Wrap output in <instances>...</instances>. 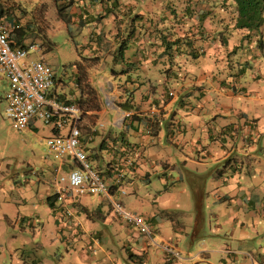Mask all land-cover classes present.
<instances>
[{
    "label": "crops",
    "instance_id": "obj_1",
    "mask_svg": "<svg viewBox=\"0 0 264 264\" xmlns=\"http://www.w3.org/2000/svg\"><path fill=\"white\" fill-rule=\"evenodd\" d=\"M230 2L59 0L68 21L60 14L58 17L74 45L84 48L81 53L87 56L76 62L78 90L58 92L56 87L65 84L56 78L55 91L62 99L81 106V141L90 164L108 174L110 167L122 164L125 152L121 150L128 145L135 164L124 167L123 195L128 194L127 185L134 193L140 181L151 185V174L159 175L167 194L160 202V195H154L159 192L157 184L152 187L153 196L146 194L147 201L159 204L157 211L144 214L153 230L152 238L139 233L133 224L121 222L131 236L127 242L135 244L142 264H150L151 247L155 248L157 264H264V244L247 240L260 234L257 226L264 221V23L260 36L243 37L245 31L234 28L236 14H229L232 6H225ZM1 6L6 8L2 0ZM6 12L0 20L10 29L13 20ZM108 61L109 65L103 66ZM83 85L94 90L95 107L85 101ZM161 140L176 148L172 159L155 160L152 147ZM51 162L47 161L55 168L57 162ZM60 166V170L73 167L71 161ZM37 178L27 180L24 186L15 180L0 181V254L20 264H27L28 245L39 235L35 232L39 228L32 224L34 212L28 214L26 206L8 212L15 199L24 203L35 197L46 204L51 220L59 222L56 230L74 237L72 242H78L80 249L96 241L94 232L80 220V210L92 220L105 218L101 204L114 199L98 195L94 202V195L67 193L58 201L53 183L47 187L48 180ZM38 181L42 184L33 191L30 186ZM187 183L193 201L178 196ZM13 189L18 193L15 199ZM206 196L215 214L228 217L231 223V237L218 250L209 246L216 242L198 240ZM172 201L175 210L195 212L191 234L173 217ZM245 217H251L246 219L250 221L248 231L243 228L248 224ZM32 230L35 233L30 236ZM180 238L187 242L182 256L177 246ZM56 242L50 239L41 244ZM243 243L248 249L258 248V252L235 256L233 245ZM172 244L180 255L168 260L164 246ZM127 249L134 255L131 246ZM220 250L228 253L221 257L224 263L212 262L209 253ZM161 252L162 256L158 255ZM80 255L84 256L82 251Z\"/></svg>",
    "mask_w": 264,
    "mask_h": 264
},
{
    "label": "rangeland",
    "instance_id": "obj_2",
    "mask_svg": "<svg viewBox=\"0 0 264 264\" xmlns=\"http://www.w3.org/2000/svg\"><path fill=\"white\" fill-rule=\"evenodd\" d=\"M2 3L6 5V8L1 6L0 15L7 11L9 14L8 18L13 20L12 27L8 32L10 40L15 42L16 45L30 44L33 42L40 46L39 51L30 52L28 58H42L51 66L56 78L61 79L65 84L62 85L60 83L56 87L58 92L78 90L75 84V79L78 76L76 62L78 60L82 62L83 58H80V56L86 57L87 55L81 53L84 48H79L74 45L69 36L70 34L65 28V24L59 19L57 11L59 0H2ZM75 38L77 42H81L78 34L75 35ZM108 63L110 61L103 66H108ZM6 90L7 87L2 82L0 85V181L12 182L15 180L18 186L20 184L24 186L27 185V180H37V177L43 176L45 180L49 181L48 184H45L48 187L54 181L55 170L52 165L47 163V161L54 162V159L48 155L45 138L52 135L53 125L52 123H45L42 119H36L33 121V127L26 129L15 128L11 119L5 113L6 101L3 95ZM82 104V106L86 105L85 102ZM67 130L68 126H65L61 129V133H66ZM175 149L172 146H168L165 140H161V143L153 145L152 154L156 161L166 160L168 156L172 159ZM86 152L88 153V150ZM94 161L103 160L94 159ZM68 171V169H64L63 167L60 172L68 176ZM150 180L151 185L149 186L144 181L138 182L139 187L137 193L132 192L133 189L127 185L126 190L128 194L121 195L116 193L113 196L114 200L122 202L124 210L133 214L144 215L148 212L157 211L158 201L154 200L152 203L147 201L146 194L148 193L150 196H153L154 190L152 187L155 184L160 185L157 189L159 192L154 194L155 196L160 195V202H162L161 199L167 196V194H164L165 190L163 189V185L160 184L159 175L154 176L151 174ZM210 181L211 179L209 178V186ZM38 184H42V182L38 181L36 184L33 183L30 188L34 191L38 189ZM184 185H187L186 190L184 192H178V196L185 197L188 201L189 199L193 201L194 199L191 195L189 184ZM23 190L20 189V191ZM11 195L14 199L17 198V190L13 189ZM90 195H94L92 198L94 202L98 200L99 194ZM75 196L77 197L79 195ZM34 198L24 203L15 199L13 204L8 205V212L10 214L18 206H26V211L30 215L34 212L31 215L33 216V220L31 221L36 228H39L35 231L36 233L39 231V235L37 233L35 236L36 240L32 239V242L28 245L30 255L25 257L27 264H142L138 256V251L135 250V244L128 243L131 236L121 224L124 219L115 214L109 199V201L105 200L101 204L105 218H95L92 220L86 217L85 212L82 210L78 213L84 227L88 231H93L96 238L95 242L89 243L80 249L78 247L79 244H77L78 242H72L74 237L69 236L63 230H56L59 222H53L47 213L46 204L39 203ZM185 198L183 199L184 204L186 202ZM34 205L38 208L34 207ZM170 205L172 206L173 217L177 219V222L182 223L185 230L191 234L194 229L195 212L175 210V208L173 209L175 206V202L173 201ZM215 213L212 208V203H210V197L206 196L204 211L200 219V237H198V240L201 243L202 239L207 243L214 241L216 243L210 244L209 246L210 248L218 250L222 246L221 243L231 237V223L228 217ZM246 219L251 220V217L244 218L248 222ZM249 223L250 221L243 226L247 231L250 229ZM257 229L260 231V234L251 235L247 240L254 239L264 244V221L257 226ZM237 230L238 227L235 231L236 236ZM35 232L33 230L29 231V235L32 236ZM172 234L173 232L170 231L169 235ZM50 239H57V242L54 245L50 243L46 245L41 244L44 240ZM67 239L70 240L68 243H66ZM179 240L177 246L180 252L182 251V256L185 254V249H187V242L185 239L180 238ZM0 242H3L2 236H0ZM157 244L160 246L161 243L158 242ZM129 246L133 248L132 252L134 255H130L127 249ZM233 246H235L233 247L235 256L246 255L249 252L256 254L258 252V248H255V250L248 249L245 243L239 246L234 244ZM171 247L173 248V244ZM81 251L84 256L80 255ZM174 251L177 252L178 250L175 249ZM165 252L170 258V252L166 250ZM180 252L178 251V255H180ZM139 253L141 254V252ZM225 253L227 252L223 251L222 253L221 250L211 251L209 257L214 263H224L221 257L226 255ZM162 254L161 252L158 255L162 256ZM148 255L151 258L150 264L158 263L159 260L158 258L156 259L155 248L151 247ZM0 264H20V262L11 261L6 255L0 254Z\"/></svg>",
    "mask_w": 264,
    "mask_h": 264
},
{
    "label": "built area",
    "instance_id": "obj_3",
    "mask_svg": "<svg viewBox=\"0 0 264 264\" xmlns=\"http://www.w3.org/2000/svg\"><path fill=\"white\" fill-rule=\"evenodd\" d=\"M12 27V26H10ZM7 24L0 20V85L5 83L7 90L3 98L6 101L5 113L17 129L33 127V121L42 119L52 123V135L45 138L48 155L57 162L54 170L53 188L56 199L63 200L65 194H99L113 199V194H125L124 167H132L134 158L129 155L132 148H122L125 152L119 167H110L108 174L90 164L89 156L81 141L82 109L74 100H61L55 91L56 76L51 66L42 58L30 59V52H38L40 46L30 44L16 45L9 38ZM22 61V62H21ZM68 126L66 133L61 129ZM71 161L73 167L68 176L61 174L60 165ZM115 214L129 224H133L139 233L152 238L153 230L142 214H133L124 210L120 201H112ZM65 214L71 212L66 209ZM170 257H179L178 251L171 245L164 246ZM169 260V257L167 258Z\"/></svg>",
    "mask_w": 264,
    "mask_h": 264
},
{
    "label": "trees",
    "instance_id": "obj_4",
    "mask_svg": "<svg viewBox=\"0 0 264 264\" xmlns=\"http://www.w3.org/2000/svg\"><path fill=\"white\" fill-rule=\"evenodd\" d=\"M224 1L226 2L227 0ZM231 1L232 3L230 2V5H225V6H227L226 7L227 9L232 6V9H229L230 15L232 13L236 14L234 28L239 29L241 31H245V34L243 35V37L245 38L255 37V35L260 36V33L262 31L260 29L264 23V0H231ZM61 9L62 7L58 5L57 6L58 16L60 14V16L64 20L68 21L66 15L61 13ZM81 92H84L86 94L87 99L85 98V101H88L87 104L90 107H95L96 98H95L94 90L90 86L83 85L81 86ZM59 99L64 100L61 98L60 94H59ZM80 103L82 104V102ZM133 164H135V161H133Z\"/></svg>",
    "mask_w": 264,
    "mask_h": 264
}]
</instances>
